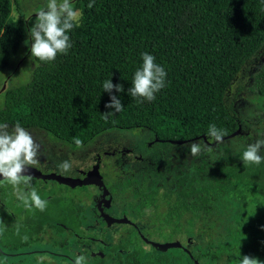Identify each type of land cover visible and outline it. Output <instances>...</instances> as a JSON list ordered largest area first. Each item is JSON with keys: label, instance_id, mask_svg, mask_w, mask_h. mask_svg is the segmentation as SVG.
<instances>
[{"label": "trees", "instance_id": "trees-1", "mask_svg": "<svg viewBox=\"0 0 264 264\" xmlns=\"http://www.w3.org/2000/svg\"><path fill=\"white\" fill-rule=\"evenodd\" d=\"M20 2L0 0V68L11 64L25 41L33 43L26 18H12ZM90 2L72 3L82 17L68 33V53L52 62L33 57L31 78L3 92L0 123L44 129L72 145L74 137L86 143L114 128H147L158 141L184 143L208 142L212 124L225 137L240 127L242 132L243 121L226 93L264 46V0H95L89 8ZM145 52L167 73L151 102L127 91ZM109 79L123 85L124 92L113 91L124 108L105 119L104 112L113 111L105 108L110 95L103 83ZM254 89L264 99V65ZM246 150L215 167L204 159L197 176L179 173L154 201L143 198L139 215L147 231L153 224L168 227L175 236L168 242L180 246L125 236V264H240L244 255L264 262V162L245 166ZM216 212L219 229L212 222Z\"/></svg>", "mask_w": 264, "mask_h": 264}, {"label": "rangeland", "instance_id": "rangeland-1", "mask_svg": "<svg viewBox=\"0 0 264 264\" xmlns=\"http://www.w3.org/2000/svg\"><path fill=\"white\" fill-rule=\"evenodd\" d=\"M47 3L48 0H21L20 10L14 4L12 18L15 20L28 19L30 30L35 23L37 16L35 14L41 9L47 10ZM30 45L29 41L24 43L21 51L11 64L6 68H0V89L6 81L5 90L9 86L22 85L31 78L35 62L31 56ZM262 65H264V46L236 75L226 93L228 103L235 108L239 118L243 121L242 132L223 143L212 145L211 152L192 157L189 148L194 141L187 143L161 142L147 128H114L84 143V147L81 149H77L75 145L57 138L44 129H28L34 140L41 145V153L48 152L51 156L45 166H38L45 172L59 174L57 165L63 160H70L72 164L71 171L63 174V176L78 178L81 176L79 174L80 170L90 169L93 164L99 161L100 157V169L105 182L108 184L118 183V186L132 184L130 185L132 186L131 190L124 194L118 190L113 193L112 206L108 212L111 215L124 213L128 218L133 219L136 216L137 209H139V206L136 207L131 203L135 198L134 193L135 189H137V184H143L145 187H150L151 185L159 186L164 192L166 188L172 185L179 173H185L189 179L197 176L196 166L203 164L204 159L209 161L210 166L215 167L221 161L228 162L230 159H236L237 154L245 147L255 143L257 139H264V99L254 89L255 74ZM4 91L0 93V105L4 102ZM195 141L206 142L203 139ZM208 169L210 170V167ZM32 181L54 188L55 191L53 192H45L46 195L49 194L48 196L57 193L60 188H62L60 190H62L63 194L66 192L68 194H79L81 191L85 193L87 192L85 191L86 189L95 187L93 185L67 186L57 180L32 179ZM205 182L201 180L198 184ZM96 200L97 198H93L84 205V211L87 214L83 222V227L86 231L85 239L91 243L88 247H82L81 244L77 243L79 239L77 237L74 238V245L70 247V250L75 254V257L79 255L90 257L92 252L99 251L98 243H93L94 238L92 237L100 234L98 229L100 224L97 222L98 218L96 219L89 214V210L91 212L94 210ZM158 203L162 204L163 200L159 199ZM219 218L220 214L216 212L212 222L217 223L218 229L221 226ZM157 225L153 224L148 229L150 236L154 239L153 241L168 242L171 241L170 238L175 237L171 235L168 227L162 228L160 224ZM116 226L113 225L111 227L115 229ZM118 227L120 229L121 225ZM145 230L147 231L146 228ZM66 236V232H61L59 239L63 240ZM43 247L39 245L33 248L41 249ZM44 257V261L50 260L51 263L66 264L60 258H51L47 255H44ZM33 262L37 263L38 261L33 260Z\"/></svg>", "mask_w": 264, "mask_h": 264}, {"label": "flooded vegetation", "instance_id": "flooded-vegetation-1", "mask_svg": "<svg viewBox=\"0 0 264 264\" xmlns=\"http://www.w3.org/2000/svg\"><path fill=\"white\" fill-rule=\"evenodd\" d=\"M50 158L51 156L48 152H42V155L39 157L38 165L45 166L48 162L47 160H50ZM41 160L44 161L41 162ZM39 166L32 168L42 175H57L63 179L67 178L71 180L83 179L90 171L98 169L104 184H87L93 185L96 188L91 187V189L85 190L87 192L82 193L81 191L79 194H68L67 192L63 194L62 190H60L62 188H60L57 190V193L48 196L49 194L46 195L45 192H53L55 191L54 188L46 184H38L32 181L31 187L36 189L41 199L48 201L46 209L40 211L35 207L31 209L26 208L24 203L16 196L17 189L7 181L0 180V264H55L51 263L50 260H40V256L44 255L51 258H60L66 262V264H74L75 254L70 250V247L74 245V238L77 237L79 239L77 243L81 244L82 247H88L91 243L85 239L86 231L83 227V222L85 216H87L84 211V205L93 198H97V200L94 210L92 212L89 210V214L96 219L98 218L97 222L100 224L98 228L100 234L90 237L94 238L93 243H98L99 251L92 252L90 257L83 255L85 257L84 264H125L123 248L120 247L121 240L125 236H140L145 238L148 245H151L149 241H153V237L150 236L148 231L144 232L143 230V228H145V225H143L145 224V219L141 218L139 215L140 206L142 203V205L146 204L143 202V198H151L149 200L154 201L155 196L162 195L163 192L161 187L155 185L145 187L143 184L136 185L137 189H135L134 193L135 198L131 203L136 207L139 206V209H137L135 218L130 219L124 213L111 215L108 210L112 206L113 193L118 190L124 194L131 190L132 186L130 185L132 184H122L118 186V183L108 184L105 182L103 173L100 169V157L99 161L93 164L90 169L80 170L79 174L81 176L78 178H70L54 172H45L40 169ZM32 177L33 179L41 180H57L67 186L78 185L75 183H66L59 178H48L43 176ZM19 188L25 192L28 191L23 185H20ZM58 191L60 192L58 193ZM104 194L106 195L104 196ZM29 202L31 203V201ZM99 203H101L100 206ZM106 215H110L118 220L128 219L129 221H112L108 219ZM76 222L80 224V232H77L75 229ZM113 225H117L115 229L111 227ZM120 225L121 228L119 229L118 226ZM124 225L127 226L124 227ZM18 228L19 231H17ZM61 232L67 233L66 238H63V240L59 239V234ZM185 235L186 232L183 231L180 237ZM24 237H27V240H25ZM39 245L44 247L41 249L33 248ZM27 247L31 249H23ZM91 256L94 258H91ZM33 260L38 262L34 263Z\"/></svg>", "mask_w": 264, "mask_h": 264}, {"label": "clouds", "instance_id": "clouds-1", "mask_svg": "<svg viewBox=\"0 0 264 264\" xmlns=\"http://www.w3.org/2000/svg\"><path fill=\"white\" fill-rule=\"evenodd\" d=\"M95 0L88 4L89 8L94 6ZM82 14L74 9L70 0H48L47 10L38 11L34 25L29 30V37L34 41L30 45L31 56L40 61L52 62L57 54H67L72 47L69 32L80 24ZM28 43V41H25ZM143 64L136 70L132 80V86L127 90L131 97L142 98L151 102L156 99V93L165 87L167 73L165 69L155 63V57L147 52L142 54ZM104 91L110 95V101L105 104V108L113 111L104 112V118L108 119L113 112L123 111L124 105L115 92H124L122 84H113L112 79L103 83ZM226 133L223 129H218L216 125H209L207 137L208 142L191 143L189 151L192 157L211 152L212 142L223 143ZM74 144L77 149L84 147V142L79 137H74ZM264 139H257L255 143L248 145L243 152L242 160L245 166L255 164L259 166L264 162ZM41 153V145L37 143L32 134L22 127L18 122L14 125L0 123V175L3 181L11 184L16 191V196L21 200L26 208L35 207L44 211L48 201L41 199L36 189L31 187L33 177L23 173L28 167H37ZM59 174H67L71 171L70 160H63L58 165ZM23 185L27 192L19 188ZM31 201V203L29 202ZM19 231V228L17 229ZM27 240V237H24ZM45 257L41 256L40 260ZM85 257L79 255L75 257L74 264H84ZM240 264H264L256 258L244 255Z\"/></svg>", "mask_w": 264, "mask_h": 264}, {"label": "water", "instance_id": "water-1", "mask_svg": "<svg viewBox=\"0 0 264 264\" xmlns=\"http://www.w3.org/2000/svg\"><path fill=\"white\" fill-rule=\"evenodd\" d=\"M77 0H71L70 2L71 3H74L76 2ZM28 19H26V24L27 26L29 27L28 25ZM7 81L3 84L2 88L0 89V93L2 91L5 90V85H6ZM241 132V127L236 131L234 132L233 134L227 136V137H224L225 138H230V137H234L236 136L237 134H239ZM171 142H175V143H184L185 141H176V140H172ZM215 143V142H214ZM24 175H31V176H43V177H48V178H59L63 181H65L66 183H75V184H78V185H87V184H92V183H96V184H104V181H103V178L99 172L98 169H93L92 171H90L88 173V175L83 178V179H76V180H71V179H63L57 175H42L40 172L34 170L32 167H28L27 170L23 173ZM0 179H3V176L0 175ZM106 194H104L105 196ZM101 205V203H99V206ZM108 217V219L112 220V221H123V222H127L129 221L128 219H122V220H118V219H115L114 217L110 216V215H106ZM152 244L154 245H157L159 247H164V248H168V247H177V246H180L179 243L177 242H155V241H151Z\"/></svg>", "mask_w": 264, "mask_h": 264}]
</instances>
